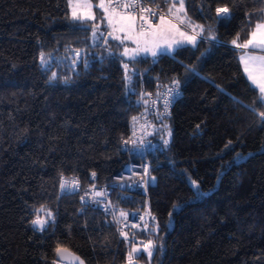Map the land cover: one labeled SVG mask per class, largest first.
Segmentation results:
<instances>
[{
    "label": "trees",
    "instance_id": "trees-1",
    "mask_svg": "<svg viewBox=\"0 0 264 264\" xmlns=\"http://www.w3.org/2000/svg\"><path fill=\"white\" fill-rule=\"evenodd\" d=\"M185 6L216 40L126 61V88L120 49L110 41L117 54L108 56L103 43L93 47L90 30L71 20L67 0H0V264H59L57 245L85 264L127 263L131 246L116 223L122 217L83 207L79 196L59 198L58 182L62 174L84 186L108 185L137 162L123 140L145 95L173 79L180 96L154 135L170 143L148 154L146 224L159 225L151 264H264V123L249 107L259 93L232 44L237 33L240 43L248 37L246 13H257L254 26L264 0H185ZM222 6L231 16L221 20L215 9ZM71 49L85 50L74 69ZM52 73L58 78L50 80ZM193 180L202 195H194ZM113 196L122 212L144 206L140 191ZM42 206L55 219L39 231L31 220Z\"/></svg>",
    "mask_w": 264,
    "mask_h": 264
},
{
    "label": "snow or ice",
    "instance_id": "snow-or-ice-1",
    "mask_svg": "<svg viewBox=\"0 0 264 264\" xmlns=\"http://www.w3.org/2000/svg\"><path fill=\"white\" fill-rule=\"evenodd\" d=\"M151 4L154 7H147L145 4ZM167 4V12L164 14H159L158 11L161 10V5L156 3V0H99V3L93 4L92 0H67L68 8L70 10L71 20L80 26L81 30H90L93 47H99L101 43L105 46V51L108 56H114L117 53L112 51V45L110 41H117L115 47H122L123 50L118 54L125 58L122 61V66L125 69L124 79L126 82V88L128 83L131 81V76L129 75V64L126 61H135L142 54H150L152 57H156L160 52L172 53L176 51L177 48L184 46L185 44H190L192 47H197L198 44L203 41H215L216 36L213 34L211 29H208L207 34H205V28L201 24H196L192 21L186 11L185 0H165ZM98 8L103 12L102 17L93 11V8ZM175 10V11H173ZM260 18L256 20L253 26L252 20L257 13H246L248 20V37L243 43H240V34L232 40V44L237 48H242L245 52L241 55V64L244 68L245 75L251 84V86L258 90V97L253 104L250 105V109L259 117V120L264 123V111L257 112V108H264V8L258 10ZM215 14L218 19H226L231 16V9L227 6L216 7ZM158 18V23L156 19ZM178 20L180 25H185L186 29L191 31L181 30L177 24L172 21ZM106 21L105 27L108 29L105 32L101 28V24ZM176 33L179 34L182 39H176ZM127 42L136 45L132 48ZM82 49H72V59H73V69L79 64L82 58ZM41 66L44 67L48 64V60L45 59V54L40 55ZM87 65V60L84 61ZM58 78L57 73H52L50 80H55ZM67 80V77H65ZM180 82L173 79L172 86L168 87V91L163 94V103L165 109L163 113L157 116L159 120L162 116L167 115L168 105L171 103V98H175L179 95L178 89ZM151 95V94H148ZM161 94L158 92L157 97L159 98ZM138 120V117H133V121ZM145 129L153 128V131L145 130L139 138H135V133L133 137L123 140L125 145H131L133 149H141L146 144H150V141L145 139L146 136L154 135L158 129H155L153 125L149 122L144 126ZM167 129V125H163ZM167 137H171V130L169 129L166 133ZM163 144L167 146L170 143L168 138L162 136ZM231 143V142H230ZM228 147V146H226ZM144 175H149V169L144 168ZM93 180L96 178V173L93 171L91 173ZM154 181L155 178L153 177ZM148 181H145L147 183ZM192 187L195 190L194 195L199 196L202 193L199 192V185L195 180L192 182ZM95 184L93 183L91 189L89 190L92 197H102L104 193L102 191L95 190ZM79 180L76 178H64L61 174V191H66L71 189L73 191L78 190ZM88 195V193H86ZM84 197H81L82 202H84ZM95 203L99 204L100 200L95 199ZM106 206L105 210L107 211ZM177 210V206H173V211ZM37 215L31 220V224L34 229L39 231H44L46 226L50 221H54V214L47 210L45 207H41L36 210ZM43 212L44 215L41 216L39 213ZM114 218L116 213H112ZM121 217H126V213L120 212ZM171 219L172 213H169ZM143 221V217L140 218ZM153 221L154 217L151 218ZM119 224L120 221L116 220ZM127 227V224L124 225ZM131 227L138 228L142 233H146V238L136 240L135 235L130 239L128 233L120 230V235L124 238L125 242L129 243L131 250L127 254V264H136L138 260L142 258V254H146L148 257V264H151L152 257L157 250L156 239L159 234L158 224H146L143 227L132 222ZM56 254L61 255L65 251L60 245H57ZM63 258V257H61ZM78 259V258H77ZM55 264V262H54ZM80 264H83L81 261Z\"/></svg>",
    "mask_w": 264,
    "mask_h": 264
},
{
    "label": "built area",
    "instance_id": "built-area-1",
    "mask_svg": "<svg viewBox=\"0 0 264 264\" xmlns=\"http://www.w3.org/2000/svg\"><path fill=\"white\" fill-rule=\"evenodd\" d=\"M165 2V1H164ZM156 3L161 5L158 0H156ZM166 3L164 6H161V10L158 11L159 14H164L167 12ZM147 7H154L151 4H145ZM158 18L156 19V21ZM71 54H72V49H71ZM170 87V86H169ZM168 91L167 88H162L158 91L155 92H148L145 95L144 98V105L145 108L144 110L138 115V120L135 122L133 121L132 128H131V137H133V133H135V138H139L145 130L147 131H153V128H147L145 129L146 123H151L155 129H158V125L156 124L157 122H162L167 119L170 113L171 106L175 103V101L179 98V95H176L175 98H171V103L168 105L167 108V115L162 116L159 120L157 119V116L160 113L164 112L165 105L163 103V94ZM160 93L161 96L158 98L157 93ZM179 92V91H178ZM151 94V95H148ZM155 135V134H154ZM154 135L151 136H146L145 139L147 141H150V144H146L143 148L137 150L135 149L136 157L138 159L137 162H134L130 165V167L126 170L123 171L118 177L115 178V180L108 185H97L95 184V190L102 191L104 195L102 197H92L90 193V189L92 184L89 185H83L80 181V179L76 176H63L64 178H76L79 180V188L78 190H71L68 189L66 191H61L60 189V183H61V178L59 179L58 182V197H67V196H79L80 198V203L83 207H89L93 209H98L104 217H109L113 218V212L119 214L122 212L118 206V201L113 195H120V194H129L133 191H140L142 193V196L144 198V206L142 209L138 210H128L125 211L126 217L117 218L116 220H119V231L123 230L132 237L135 235V238L137 241V235L139 233H142L138 228H133L131 227L132 222H135L137 225H140L143 227L149 220L150 218V213L148 212V182L145 183V181H149V176L152 171V165L150 163V160L148 158V154L155 152L157 150L162 149V144L163 141H156L154 140ZM147 167L149 169V175L145 176L144 175V168ZM88 193V195H86ZM84 197V202H82L81 197ZM95 199H99L100 203L97 204L94 202ZM111 205V207H108L107 211L105 210L106 206ZM141 217H143V221H141ZM127 224V227L124 225Z\"/></svg>",
    "mask_w": 264,
    "mask_h": 264
},
{
    "label": "rangeland",
    "instance_id": "rangeland-1",
    "mask_svg": "<svg viewBox=\"0 0 264 264\" xmlns=\"http://www.w3.org/2000/svg\"><path fill=\"white\" fill-rule=\"evenodd\" d=\"M92 3L93 4H96V3H99V0H92ZM70 11V10H69ZM93 11L98 15V17H102L103 16V12L100 10V9H98V8H93ZM173 11H175V10H173ZM158 21V20H157ZM156 21V22H157ZM159 22V21H158ZM157 22V23H158ZM173 23H175V24H177V26L178 27H180L181 28V30H187V31H191L190 29H186V26L185 25H180L179 24V21L178 20H174L173 19V21H172ZM105 25H106V21L103 23V30H105V32H107L108 31V29L105 27ZM176 35V39H182V37H180L179 36V34L178 33H176L175 34ZM116 45H117V41H113ZM126 44H128L130 47H132V48H134V47H136V45H134V44H131L130 42H127L126 41ZM186 45H188V44H185L184 46H182V47H185ZM119 49H120V51H122L123 50V48L122 47H119ZM178 49V48H177ZM175 52V51H174ZM174 52H172V53H168V52H160V54H158L157 56H159V55H161V54H168V55H172ZM244 52H241V53H239V58H240V60H241V55L243 54ZM156 56V57H157ZM72 57V54L70 55V57H69V64H70V67H73L72 65H73V59L71 58ZM140 57H151V58H155V57H152L150 54H146V53H142L137 59H139ZM243 70H244V68H243ZM245 73V72H244ZM129 238H130V236H129ZM131 239V238H130ZM146 257H147V255L146 254H144ZM148 258V257H147Z\"/></svg>",
    "mask_w": 264,
    "mask_h": 264
},
{
    "label": "water",
    "instance_id": "water-1",
    "mask_svg": "<svg viewBox=\"0 0 264 264\" xmlns=\"http://www.w3.org/2000/svg\"><path fill=\"white\" fill-rule=\"evenodd\" d=\"M64 250L65 251H63L60 256H58L55 253V261L57 263H59V264H80V262L82 261L83 264H85V262L78 255L70 252L69 250H66V249H64ZM61 257H63V258H61ZM136 264H138V262H136Z\"/></svg>",
    "mask_w": 264,
    "mask_h": 264
},
{
    "label": "crops",
    "instance_id": "crops-1",
    "mask_svg": "<svg viewBox=\"0 0 264 264\" xmlns=\"http://www.w3.org/2000/svg\"><path fill=\"white\" fill-rule=\"evenodd\" d=\"M158 22V21H157ZM186 46H189V47H192V45H190V44H188V45H186ZM180 48V47H179ZM242 52H245V50L244 49H242V48H239ZM240 62H241V60H240ZM242 65V64H241ZM242 68H243V66H242Z\"/></svg>",
    "mask_w": 264,
    "mask_h": 264
}]
</instances>
